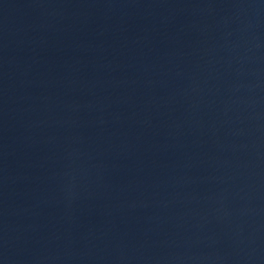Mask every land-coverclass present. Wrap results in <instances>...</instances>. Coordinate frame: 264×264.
<instances>
[{
	"label": "water",
	"instance_id": "1",
	"mask_svg": "<svg viewBox=\"0 0 264 264\" xmlns=\"http://www.w3.org/2000/svg\"><path fill=\"white\" fill-rule=\"evenodd\" d=\"M0 264H264V0H0Z\"/></svg>",
	"mask_w": 264,
	"mask_h": 264
}]
</instances>
